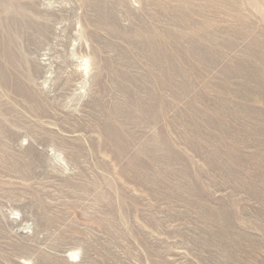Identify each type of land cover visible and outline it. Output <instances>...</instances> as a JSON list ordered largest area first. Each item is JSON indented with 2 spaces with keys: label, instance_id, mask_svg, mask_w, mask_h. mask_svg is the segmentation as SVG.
<instances>
[{
  "label": "rangeland",
  "instance_id": "rangeland-1",
  "mask_svg": "<svg viewBox=\"0 0 264 264\" xmlns=\"http://www.w3.org/2000/svg\"><path fill=\"white\" fill-rule=\"evenodd\" d=\"M0 264H264V0H0Z\"/></svg>",
  "mask_w": 264,
  "mask_h": 264
}]
</instances>
